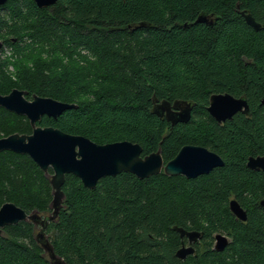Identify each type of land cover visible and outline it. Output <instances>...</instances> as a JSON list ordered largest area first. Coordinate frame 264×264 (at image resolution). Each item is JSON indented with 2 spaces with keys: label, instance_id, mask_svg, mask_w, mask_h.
<instances>
[{
  "label": "trees",
  "instance_id": "obj_1",
  "mask_svg": "<svg viewBox=\"0 0 264 264\" xmlns=\"http://www.w3.org/2000/svg\"><path fill=\"white\" fill-rule=\"evenodd\" d=\"M201 12L217 18L195 21ZM0 41L10 50L0 54V93L18 87L27 98L76 104L37 124L99 143L128 139L142 155L160 149L164 161L183 144H201L224 161L195 177L121 171L94 188L65 174L44 232L67 264H264V172L246 165L249 155H264V0H7ZM215 92L244 95L249 113L217 122L206 109ZM153 98L192 101L190 118L171 125L151 111ZM31 129L25 115L0 106V136ZM51 172L26 153L1 150L0 204L49 214ZM231 198L245 220L230 210ZM174 226L201 232L184 258L175 254L185 237ZM217 232L229 239L221 250ZM35 234L30 220L5 225L0 264H51Z\"/></svg>",
  "mask_w": 264,
  "mask_h": 264
},
{
  "label": "water",
  "instance_id": "obj_2",
  "mask_svg": "<svg viewBox=\"0 0 264 264\" xmlns=\"http://www.w3.org/2000/svg\"><path fill=\"white\" fill-rule=\"evenodd\" d=\"M7 0H0V5ZM37 6L44 7L56 0H34ZM245 21L253 28L258 29L261 23L247 11L240 10ZM217 16L213 13L201 12L195 21L212 23ZM1 46V41H0ZM152 112L163 116L171 125L178 121H187L191 115L192 101L185 99L157 100L153 98ZM264 104V99L261 100ZM0 106L25 115L31 126V132H12L0 136V151L12 150L26 153L44 171L51 168L49 181L52 187V208L49 214H40L33 210L27 212L12 201L0 204V233L5 225L17 223L20 220H31L40 223L41 227L35 234L37 241L43 247L51 264H67L58 256L46 234L44 227L49 219H53L62 203L64 193L62 183L65 174L72 173L80 178L83 185L94 188L100 178L106 175H115L121 171H129L142 178L163 171L166 174H183L186 177H195L207 173L214 166L224 163L222 157L204 145L187 143L183 144L176 154L164 161L160 149L142 155V147L138 142L128 139L114 140L99 143L91 138L77 133H70L52 125H39L36 122L43 116L57 117L68 108L75 107L74 102L59 100L50 96L33 94L31 98L25 96V91L13 87L6 93H0ZM206 109L217 121L231 118L234 113L241 111L249 113V106L244 95L234 96L229 92H215L210 94ZM246 165L255 170L264 172V155H249ZM264 207V198L259 201ZM229 208L239 219L247 218L246 209L235 199L229 200ZM181 237L187 239L176 249L175 254L184 258L194 251L193 242L201 236L196 229H186L174 226ZM213 247L223 249L228 243V236L217 232L214 235Z\"/></svg>",
  "mask_w": 264,
  "mask_h": 264
},
{
  "label": "flooded vegetation",
  "instance_id": "obj_3",
  "mask_svg": "<svg viewBox=\"0 0 264 264\" xmlns=\"http://www.w3.org/2000/svg\"><path fill=\"white\" fill-rule=\"evenodd\" d=\"M211 115V114H210ZM214 118V117H213ZM215 119V118H214ZM227 119H229V118H227ZM216 120V119H215ZM226 120V119H225ZM217 121V120H216ZM224 120H221V121H217V122H219V123H221V122H223ZM208 148V147H207ZM211 150V149H210ZM214 151V150H213ZM215 152V151H214ZM217 153V152H216ZM219 166V165H218ZM214 167H216V166H214ZM213 167V168H214ZM212 168V169H213ZM211 169V170H212ZM209 172V171H208ZM207 172V173H208ZM202 174H204V173H202ZM183 175V174H182ZM200 175V174H199ZM185 176V175H184ZM198 176V175H197ZM44 215V214H43ZM27 220V219H26ZM31 221V220H30ZM34 223V222H33ZM40 227H41V225H40V223H34V229H35V232L37 233V231H39V229H40ZM199 240V238L196 240V241H194L192 244H193V246H194V251H195V249H196V242ZM182 241H184V243L185 244H188V242H187V239L185 238L184 240H182ZM215 241V240H214ZM193 251V252H194Z\"/></svg>",
  "mask_w": 264,
  "mask_h": 264
},
{
  "label": "rangeland",
  "instance_id": "obj_4",
  "mask_svg": "<svg viewBox=\"0 0 264 264\" xmlns=\"http://www.w3.org/2000/svg\"><path fill=\"white\" fill-rule=\"evenodd\" d=\"M1 53H3V54H9L10 53V50H7V49L6 50H0V54ZM8 68H9V70H12L13 69L12 65H9Z\"/></svg>",
  "mask_w": 264,
  "mask_h": 264
}]
</instances>
